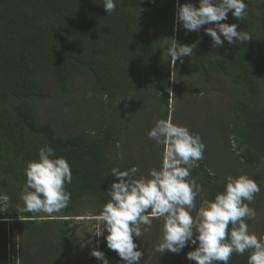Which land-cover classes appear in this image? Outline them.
<instances>
[{"label": "trees", "instance_id": "obj_1", "mask_svg": "<svg viewBox=\"0 0 264 264\" xmlns=\"http://www.w3.org/2000/svg\"><path fill=\"white\" fill-rule=\"evenodd\" d=\"M101 2L0 0V194L9 199L0 218H11L12 212L15 218L21 217L17 223L21 233L34 230L38 234L50 225V221L35 219L41 212L19 211L23 206L25 168L29 161L38 159L41 147H53L55 155L66 158L71 166L72 182L66 185L71 200L62 210L59 224L85 195L97 197L103 206L110 200L107 190L118 179L110 172L113 167L128 170L139 164L138 160L119 163L114 155L121 128L81 129L64 136L51 121L40 122L28 105L36 99L69 96L71 80L81 69L110 100L135 83L156 80L154 96L163 119L177 113L170 109L172 69L171 93L182 100L191 84H202L205 90L200 92L205 93L214 71L225 75L236 85L241 98L234 97L230 115L224 113L220 124L229 127L236 150L246 163L264 167V100L259 101L261 86L264 91V23L258 17L262 15L264 19V7L257 10L264 0H245L247 17L243 21L231 12L222 21L237 24V31L249 33L252 39L239 44L225 41L219 48L212 46L211 37L204 31L213 25H204L199 32L177 25L178 30L174 31L176 0H116V11L111 14H106ZM185 3L199 6L198 0H179V4ZM175 34L178 43L197 46L191 57L173 65L167 48ZM141 108L135 106L132 114L136 116ZM133 178L139 179V173ZM191 178L205 188L203 199L214 200L224 189L225 178L211 171L205 160L198 162ZM58 231V239L68 241L66 227L59 225ZM106 235L105 230L101 250L110 256L114 251L107 247ZM197 246L198 242L188 245L182 252L193 251ZM8 253L7 246L1 243L0 264H19L16 259L8 261ZM249 255L250 251L233 254L228 264H248Z\"/></svg>", "mask_w": 264, "mask_h": 264}, {"label": "clouds", "instance_id": "obj_2", "mask_svg": "<svg viewBox=\"0 0 264 264\" xmlns=\"http://www.w3.org/2000/svg\"><path fill=\"white\" fill-rule=\"evenodd\" d=\"M101 3L106 14L116 11V0ZM198 4V7L192 3L179 4L177 0L174 30L182 25L187 31L199 32L202 26L213 25L204 31L216 48L225 41L239 44L252 39L249 33L237 31V24L222 23L229 12L239 21L246 19L245 0H198ZM196 46L172 39L167 56L173 65L178 60L183 63V58L191 57ZM147 135L163 146L160 168L150 169L147 177L139 179L133 178L138 171L135 167L110 170L118 179L107 190L110 200L103 206L101 223L94 229V235L103 236L106 230L107 247L124 264H141L144 253L138 249L134 237L141 238L149 231L154 217H163L162 237L155 247L161 255L179 254L186 246L198 242L195 250L187 253V259L196 264H228L233 254L244 255L249 251L248 264H264V236L251 232L247 223L257 218L250 204L261 190L259 184L246 174L228 175L223 191L214 200L202 201L197 224L192 212L203 187L191 178V172L204 157L206 146L201 136L171 118L157 120ZM25 176L20 212L53 215L69 205L71 193L66 185L72 182L71 166L66 158L55 155L53 147L45 145L39 149L38 159L28 162ZM91 255L102 264H109L103 251L93 248Z\"/></svg>", "mask_w": 264, "mask_h": 264}, {"label": "rangeland", "instance_id": "obj_3", "mask_svg": "<svg viewBox=\"0 0 264 264\" xmlns=\"http://www.w3.org/2000/svg\"><path fill=\"white\" fill-rule=\"evenodd\" d=\"M260 5L257 10H263V2ZM258 17L264 23L263 16ZM173 39L177 40L176 34ZM69 68L72 69L73 64H70ZM77 68L78 65H76ZM173 71L172 69L169 88L172 97H170V109L171 111L177 110V113L168 118L201 136L206 146L202 160L206 161L211 171L220 173L221 178H226L228 175L237 177L246 174L259 184L261 190L250 204V207L256 210L257 218L248 220L247 223L251 232L258 237L264 236L263 164L254 166L246 163L236 150V141L234 135L229 134V127L220 124L224 113L230 115V104L234 97L241 98V94L235 90L236 85L228 77L214 71L207 83L205 93L200 92L205 90L203 85L196 82L184 91L183 100L180 97L176 99L171 93L174 87ZM74 75L76 76L71 80L69 96L60 99H36L28 103L35 111L38 120L40 122L51 121L59 133L64 136L77 133L81 129L97 131L109 126L121 128V140L114 148V155L118 162L138 160L137 172L140 177H147L150 169H159L163 146L149 139L147 135L157 120L163 119L162 110L154 96L157 93V81L150 79L143 83H135L126 92H121L110 100L99 92L94 79L85 70L81 69ZM261 90L260 103L264 100L262 86ZM135 106L142 107L136 116L132 114ZM258 175L261 176L259 179L256 178ZM204 190L199 200L195 202L196 209L192 212L194 219L197 218L198 209L204 200ZM102 209L103 203L97 197L85 195L75 203L71 215L65 217L60 224L58 221L63 218L62 210L53 215L41 212V216L35 219L39 222L50 221V225L38 234L34 230L21 233L17 224L21 217L15 218L16 215L12 212L11 218H4L0 222V245L2 243L7 246L10 253H8L7 260L12 262L16 259L19 264L23 262L25 264H102L91 255L93 248L102 251V236L94 235V229L101 223L99 217ZM196 223H199L198 219ZM59 225L65 226L69 231L68 241L58 239ZM162 228L163 217H154L151 229L141 238L134 237L138 249L144 253L141 257V264H196V261L187 259V253L190 251L186 253L181 251L179 254L165 252L162 255L155 251L162 237ZM53 229L56 231L53 232ZM106 258L109 264H124L115 251Z\"/></svg>", "mask_w": 264, "mask_h": 264}, {"label": "built area", "instance_id": "obj_4", "mask_svg": "<svg viewBox=\"0 0 264 264\" xmlns=\"http://www.w3.org/2000/svg\"><path fill=\"white\" fill-rule=\"evenodd\" d=\"M0 197H4L5 199L3 200H0V211H5L6 208L8 207L9 205V199L7 197V195H4V194H0ZM0 220H4L2 218H0Z\"/></svg>", "mask_w": 264, "mask_h": 264}]
</instances>
